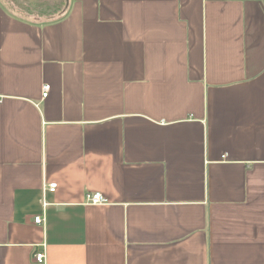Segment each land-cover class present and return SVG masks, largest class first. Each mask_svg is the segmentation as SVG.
I'll return each mask as SVG.
<instances>
[{
	"label": "crops",
	"instance_id": "obj_1",
	"mask_svg": "<svg viewBox=\"0 0 264 264\" xmlns=\"http://www.w3.org/2000/svg\"><path fill=\"white\" fill-rule=\"evenodd\" d=\"M0 264H264V0L0 3Z\"/></svg>",
	"mask_w": 264,
	"mask_h": 264
},
{
	"label": "trees",
	"instance_id": "obj_2",
	"mask_svg": "<svg viewBox=\"0 0 264 264\" xmlns=\"http://www.w3.org/2000/svg\"><path fill=\"white\" fill-rule=\"evenodd\" d=\"M69 0H0L6 11L24 21L51 20L60 16Z\"/></svg>",
	"mask_w": 264,
	"mask_h": 264
},
{
	"label": "built area",
	"instance_id": "obj_3",
	"mask_svg": "<svg viewBox=\"0 0 264 264\" xmlns=\"http://www.w3.org/2000/svg\"><path fill=\"white\" fill-rule=\"evenodd\" d=\"M51 89V85L49 83H44L42 85V96L46 98L49 95ZM57 182H50L44 185V193L46 192H55L57 189ZM88 202L93 205H105L108 204V199L103 195L100 191H95L88 195ZM44 206H47L48 203L46 201L43 202ZM45 220L43 215L35 216V222L40 224ZM35 259L37 262L44 263L46 260V255L43 252H38L35 254Z\"/></svg>",
	"mask_w": 264,
	"mask_h": 264
}]
</instances>
